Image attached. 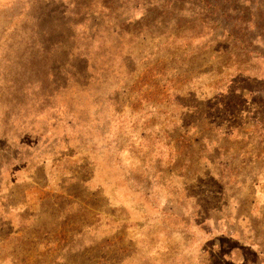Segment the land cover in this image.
Listing matches in <instances>:
<instances>
[{
	"label": "rangeland",
	"instance_id": "rangeland-1",
	"mask_svg": "<svg viewBox=\"0 0 264 264\" xmlns=\"http://www.w3.org/2000/svg\"><path fill=\"white\" fill-rule=\"evenodd\" d=\"M212 3L0 0V264H264V0Z\"/></svg>",
	"mask_w": 264,
	"mask_h": 264
},
{
	"label": "trees",
	"instance_id": "trees-1",
	"mask_svg": "<svg viewBox=\"0 0 264 264\" xmlns=\"http://www.w3.org/2000/svg\"><path fill=\"white\" fill-rule=\"evenodd\" d=\"M196 1H199V0H196ZM201 2L204 1V0H200ZM213 1V3L210 5L212 6L213 8H216L214 4H216V0H211V2ZM211 258L212 260L214 259H218L220 261H222L223 263L227 262V257L223 254V253H218L217 255H211Z\"/></svg>",
	"mask_w": 264,
	"mask_h": 264
}]
</instances>
